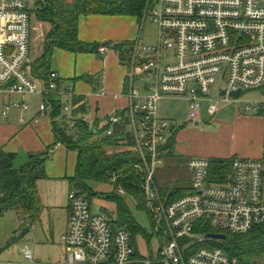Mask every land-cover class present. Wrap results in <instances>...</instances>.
Returning a JSON list of instances; mask_svg holds the SVG:
<instances>
[{"label":"built area","instance_id":"built-area-1","mask_svg":"<svg viewBox=\"0 0 264 264\" xmlns=\"http://www.w3.org/2000/svg\"><path fill=\"white\" fill-rule=\"evenodd\" d=\"M149 11L157 38L154 44L134 42L127 109L128 127L145 168L141 189L144 209L160 241L158 255H137L129 232L111 224L105 214H94L89 200L71 189L67 230L60 238L65 258L56 264H240L238 257L219 247L222 240L208 235L264 232V136L261 157L234 158L231 173L218 185L209 183L210 163L205 158L188 162L192 178L188 195L169 201L159 194L154 179L160 163L172 154V123L157 116L160 100L185 99L188 118L197 121L202 101H209L207 112L215 114L217 102L210 94L217 88L220 99L234 101L241 113L264 120V0H153ZM30 21L23 0H0V93L43 96L39 105L43 116L60 77L51 71L43 91L30 77L34 65ZM113 47L102 45L98 53L105 55ZM239 90L258 92L259 98L243 104L238 96L230 97ZM62 95L67 99L60 100L63 112L72 114V83ZM11 108L29 107L23 102L7 104L2 116ZM108 120L111 127L119 123L116 113ZM111 133L110 128L103 137ZM120 179L117 173L109 177L111 193L119 196L126 194ZM20 253L21 261L0 264H46L30 247Z\"/></svg>","mask_w":264,"mask_h":264},{"label":"trees","instance_id":"trees-1","mask_svg":"<svg viewBox=\"0 0 264 264\" xmlns=\"http://www.w3.org/2000/svg\"><path fill=\"white\" fill-rule=\"evenodd\" d=\"M38 11L36 16L41 22L48 23L50 30L43 43V53L36 59L32 67V76L49 80L50 58L55 48L74 54H96L99 43L87 44L79 40L78 26L81 17L132 15L140 19L148 13L149 0H36ZM146 12V13H145ZM134 42L114 44L119 60L129 64ZM59 82L57 91H60ZM56 94L49 98V105L53 108L51 122L55 145H63L67 149L77 151L78 161L74 177L69 178L70 190L74 189L85 196L90 204L92 196H103L93 193L89 183H109L110 175H121V184L125 193L131 195L137 203L138 209L144 208V195L141 189L145 168L141 164L139 154L135 149L134 135L129 130L131 120L128 109L117 114L119 123L107 124L101 129L77 118L86 110L83 98L74 97L73 105L78 106L72 113L70 121H65L62 114L60 100L54 102ZM67 123V124H66ZM111 128V136L103 134ZM74 132L71 135L69 132ZM174 144V135L170 141V148ZM173 150V149H172ZM16 155L0 151V209L12 211L22 219L34 223L41 214L42 200L38 191L39 181L46 180L45 164L48 161L46 153L29 154V162L23 169L13 168ZM234 159H211L208 178L209 183L218 185L232 171ZM157 186V185H156ZM158 188L159 194L169 201L190 194L191 187L163 185ZM115 204L117 220L114 224L122 227V223L131 224L129 211L119 195L111 193L104 197ZM70 212V207H69ZM70 215V213H69ZM133 224V222H132ZM226 240L219 245L230 256L238 257L240 264H251L252 258L264 253V232L252 231L248 235H230L225 233Z\"/></svg>","mask_w":264,"mask_h":264},{"label":"crops","instance_id":"crops-1","mask_svg":"<svg viewBox=\"0 0 264 264\" xmlns=\"http://www.w3.org/2000/svg\"><path fill=\"white\" fill-rule=\"evenodd\" d=\"M103 20L104 19L99 15L81 17L78 26L79 40L87 44L99 43L101 45L125 43V41L136 42L129 39L120 42H113L111 40L108 41L110 43L104 42L105 40L103 41L102 39H106L107 33L101 28L96 27V24ZM139 39L138 37L137 41ZM35 61L36 60L32 62L35 63ZM49 62L50 72L55 71L60 77L61 88L60 91H56L54 97L66 103L67 99L62 93L64 94L65 88L72 83L74 96L83 98L80 104L82 105V103H84L86 106L85 112L77 116V118L82 121L96 126L97 129H101L107 125V121H109L108 119L112 114L126 111L130 106V99L128 96V64L125 65L119 60L118 52L115 49H111L105 55H101L98 52L96 54H74L55 48ZM30 77H32L38 91H43L46 79L44 77H33L32 73ZM0 95L6 97V94L0 93ZM37 96L39 97L37 105L30 106L26 103V97L35 98ZM172 99H181L183 101L169 111L167 108L170 107L171 104H163V100L170 101ZM172 99L164 98L157 103V116L160 119L172 123L174 135L173 150L170 157L165 160L170 161L175 159L180 161L182 167L185 168V171H187L189 175V181H186L187 185L178 186L191 187L192 178L188 168V162L192 158H205L208 160L234 159L236 154H240L239 158L244 159H257L261 157L264 136V120L262 118L258 116L255 117V115L254 117H244V113H241L243 111L238 109L236 103L235 105L232 104V106L228 105L231 101H223L217 96L216 99H213L217 102L214 115L211 116L207 112V108L210 104L209 101H202L198 120L191 121L188 118L189 103L182 98ZM43 101L44 98L41 95L22 96L21 102L17 103V105L23 102L29 108L28 110L14 108L18 109L21 113L19 119L16 115H13L9 118L7 124H0V151L16 156H18L19 151H24L28 155L46 153L48 155V161L45 164L47 179L42 180V182H45V184H47V189L53 193L49 199L53 200V203H55L62 197L64 199L66 198L65 194L67 190L68 197L71 187L68 180L74 177L76 173L78 153L69 148L67 149L63 145H55L53 122H51L53 108L49 105V108L42 116L39 105ZM7 104L3 103V108ZM74 106L75 108L72 113L78 108V106ZM12 109L13 108H11L10 111ZM10 111L6 117L2 116V113L1 116L7 119ZM22 113L26 114L27 119L23 117ZM62 114L66 117L65 121H70L72 114H65L64 112ZM185 116H187L193 126H198L204 119L207 120L211 118L214 123L212 124V134H208L204 137V135H200L195 128L189 127L188 130L185 129L187 126L186 124L176 129L177 126L175 123L178 122L182 124ZM21 120L23 121L21 122ZM241 129H243L246 134H251L248 136V141L245 144H238L231 147L227 146V134L230 133V131L240 132ZM69 133L73 135L74 132L72 131ZM188 138L189 141L186 143V146L179 144L180 141L187 140ZM40 182L41 181H39V185ZM69 207L70 201L68 197V206L66 208L67 221L70 213Z\"/></svg>","mask_w":264,"mask_h":264},{"label":"rangeland","instance_id":"rangeland-1","mask_svg":"<svg viewBox=\"0 0 264 264\" xmlns=\"http://www.w3.org/2000/svg\"><path fill=\"white\" fill-rule=\"evenodd\" d=\"M26 3L27 10L30 13V47H31V59L36 60L42 55L43 43L50 25L45 22H41L36 16L38 6L36 0H23ZM150 6L153 0H149ZM104 20L96 24L97 28H101L107 33L106 39H102L104 42L113 41L120 42L125 39L137 41L140 38V44H154L157 38V29L153 25L150 11L140 19L132 15H110L100 16ZM102 41V42H103ZM101 42V43H102ZM127 42V41H125ZM110 43V42H108ZM104 44V43H103ZM138 74V69L136 70ZM136 80H139V74L136 76ZM217 88L213 89L210 94V99H216L218 96ZM22 96L18 94L6 95L2 97L0 95V124H7L9 118L13 115L19 119L21 113L18 109H12L7 119L1 116L3 103L5 104H17L21 102ZM259 98L258 92L245 91L239 95L236 99L247 104V101L256 100ZM25 101L30 106L37 105L39 97H26ZM183 100L172 99L170 101L163 100V104L170 105L167 110L171 111L178 104H181ZM162 103V102H160ZM236 102L231 101L228 105H235ZM230 106V107H231ZM160 109V107H159ZM228 114V113H225ZM23 117L27 119L26 114ZM244 117H254L252 113L244 114ZM257 117V116H255ZM211 118L205 120L198 126H193L188 120L187 116L184 117L182 124L176 122L175 125L178 129L179 126L186 124L185 129L189 127L195 128L200 135L207 136L212 134L214 124ZM264 130V128H263ZM246 132L241 129L238 131H230L227 134V146H236L238 144H245L248 141ZM187 140L180 141V145L186 146ZM240 157V154L234 156ZM189 175L185 168L182 167V163L177 160L163 161L155 172V184L156 187L163 185H170L171 187L178 185H187L186 181H189ZM45 182H40L39 193L42 197V209L40 217L34 222H29L27 219H22L14 212L2 211L0 212V262L21 261L22 255L20 250L30 247L33 251L34 257L39 261L46 264H56L64 260V249L61 246L60 238L66 232L67 227V212L68 197L66 191L65 199L62 197L55 203L49 199L52 196V192L47 189ZM89 189L93 193H101L103 196L91 197V211L94 214L103 213L107 216L111 224H114L117 220V212L115 210V204L108 199L104 198L110 195L112 192V186L106 182L89 183ZM59 198V197H58ZM125 207L129 211V218L131 224L122 223V227L125 228L132 240V246L134 252L141 256H157V250L159 247V239L155 232L154 224L152 223L149 212L146 209H138L137 203L131 195L120 196ZM133 222V224H132ZM29 228L28 231L25 229ZM25 231V232H24ZM251 264H264V253L252 258Z\"/></svg>","mask_w":264,"mask_h":264},{"label":"water","instance_id":"water-1","mask_svg":"<svg viewBox=\"0 0 264 264\" xmlns=\"http://www.w3.org/2000/svg\"><path fill=\"white\" fill-rule=\"evenodd\" d=\"M241 94V91H236V92H232L230 94V97H237ZM221 96H224L225 95V91H222V93L220 94ZM30 158H29V155L27 153H25L24 151H19L18 152V156L16 157V159H14L13 161V168L15 169H23L24 166L29 162ZM0 212H1V209H0ZM29 228L25 229V231H28ZM24 231V232H25ZM208 238H211V239H214V240H217V241H225L226 240V237L225 235L221 234V235H215V234H210L208 235Z\"/></svg>","mask_w":264,"mask_h":264}]
</instances>
